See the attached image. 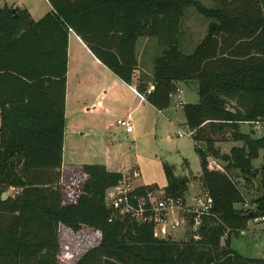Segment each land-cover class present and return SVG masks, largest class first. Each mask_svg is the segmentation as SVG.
I'll use <instances>...</instances> for the list:
<instances>
[{"label": "trees", "instance_id": "16d2710c", "mask_svg": "<svg viewBox=\"0 0 264 264\" xmlns=\"http://www.w3.org/2000/svg\"><path fill=\"white\" fill-rule=\"evenodd\" d=\"M52 11L35 21L27 10L0 8V264H60L59 228L100 232L97 247L73 264H264L231 248V235L247 230L264 212V137L240 126L264 122V0H215L206 8L192 0H48ZM194 7L210 21L208 34L192 54L181 50L182 22ZM73 31L91 53L132 86L136 44L156 39L162 53L154 63V88L140 80L139 94L159 111L171 106L177 84L196 82L198 104H184L186 125L194 132L202 185L213 199L200 239H161L154 225L115 214L107 193L122 174L104 165H83L84 183L76 201L64 203L61 187L69 35ZM231 129L240 143L228 154L209 133ZM225 164V172L210 166ZM165 191L185 197L188 179L164 165ZM234 172H237L235 175ZM246 189L261 194L244 212ZM10 189L14 197L3 199ZM152 188L144 186V193ZM224 241V244L222 242Z\"/></svg>", "mask_w": 264, "mask_h": 264}, {"label": "rangeland", "instance_id": "374dc122", "mask_svg": "<svg viewBox=\"0 0 264 264\" xmlns=\"http://www.w3.org/2000/svg\"><path fill=\"white\" fill-rule=\"evenodd\" d=\"M192 1L200 2L206 8L218 7L215 0ZM209 25L210 21L201 16L194 7L186 10L181 27V50L183 53L191 54L194 52L196 46L207 36ZM82 63L81 65H84L87 70L85 74L94 73L96 77L107 79L103 74L99 75L91 61L85 59ZM79 74L78 70L71 68L70 102L64 137L65 168L61 179L65 199L70 200L72 195L79 194L82 189L84 177L81 167L77 168L78 166L106 164L114 170L126 169L127 172H138L137 183L153 190H163L167 186L163 167L169 165L177 178L189 180L187 197L191 201L194 200V196L200 194L204 187L201 180L200 159L195 151L196 144L191 137H179L180 133L189 131L183 106L177 104L175 98H172L171 109L163 114H158L152 110L147 103L144 106L145 110H142L143 108H139L142 107L139 105V99L117 87L118 94L126 99L124 111L129 110L131 112L137 107L141 109L140 111L136 110L138 113H133L132 116L134 133L132 135L127 134L124 128L116 124L117 118L124 119L126 117L123 112L110 118L104 114L100 116L98 112L84 111V107L91 106L92 103L91 99H88V93H80L77 88ZM196 85V82H192L186 88L182 87L183 104L199 102ZM77 95L78 97H76ZM115 101L118 102V100ZM131 105L134 108H129ZM252 128L253 126L247 123L240 126V131L250 134ZM209 136L217 142L215 146L223 154H228L235 146H241L240 143L232 140L231 129L212 131ZM217 163L223 168L225 167L221 161L217 160ZM263 164V155L253 162L254 167H258V169ZM255 182V189L247 188L245 190L246 204L237 205V209L246 212L250 210V207H253V201L261 194L259 181L256 180ZM5 194H7V198L14 197L18 191L10 189L3 196ZM248 225L251 228L258 224L250 221ZM259 226L264 227V225ZM172 233L169 237L172 241L186 242L191 239L190 228L187 226ZM253 233V231H247L244 235L233 233L231 235V248L247 258L264 257V232H259L257 236ZM100 241L101 234L98 231L83 228L80 232L74 233L70 229L60 226L58 257L60 264L78 262L87 251L97 247Z\"/></svg>", "mask_w": 264, "mask_h": 264}, {"label": "crops", "instance_id": "0c3cea01", "mask_svg": "<svg viewBox=\"0 0 264 264\" xmlns=\"http://www.w3.org/2000/svg\"><path fill=\"white\" fill-rule=\"evenodd\" d=\"M9 7V8H20L22 10H27L29 14L31 15L32 19L35 21H38L42 19L44 16H46L48 13L52 11V7L48 0H0V8ZM162 53L161 48H159L157 41L150 38H140L137 41L136 44V58H137V69L134 73L133 77V84L132 86L127 85L125 82L120 80L117 76L113 74L112 71H110L107 67H105L89 50V48L85 45V43L81 40L79 36H77L73 31L70 32L69 35V47H68V74H67V97H66V120L68 116V105L70 102V72L71 68L78 70L80 72L79 79L77 80V88L80 90V93H88V99H91V106H85L84 111L85 112H93L97 113L101 116V114L108 115L110 118L115 117V115H118V113L123 112L126 117L124 119H131L133 113L137 114V111H140L141 109L135 108L132 109L131 112L129 110L124 111V104H126V99L118 94L117 87L124 89L125 92L131 94L133 97L139 99V105L143 108L142 110H145V104L147 103L152 110H155L158 114H163L166 111H169L171 107H169L166 110L159 111L156 108H154L152 105H150L147 100L140 97V94L136 90L137 84L140 82V80H145V82L148 84V90L154 88V63L155 59L159 57ZM193 53V52H192ZM191 53V54H192ZM189 55V54H188ZM88 60L93 63V67L98 71L99 75H102L104 77H107V79H102L99 77H96L93 74H85L87 70L85 69L82 61ZM73 60V61H72ZM153 63V64H152ZM111 81V83H110ZM192 82H181L177 84L178 87H184L186 88L188 84H191ZM197 84V83H196ZM197 86V85H196ZM197 93V92H196ZM78 97V95L76 96ZM114 99V101H113ZM113 101L112 103L110 101ZM115 100H118L116 102ZM199 103V102H198ZM196 103V104H198ZM186 104V103H185ZM129 108H134L132 105ZM137 110V111H136ZM122 118H117L118 120H121ZM116 121V124H117ZM67 122V121H66ZM134 133V131H133ZM132 133V134H133ZM131 134V135H132ZM63 167L61 170V173L63 174V169L65 168L64 165V156H65V141H64V153H63ZM261 155L264 157V153L261 152ZM260 155V157H261ZM106 166V168L109 171L117 172V173H126L128 170L126 169H119L114 170L112 167L106 165V164H100ZM83 165L78 166L82 167ZM258 168V167H256ZM62 184V181H61ZM189 185V184H188ZM204 190V189H203ZM202 190V191H203ZM188 191V190H187ZM80 194V193H79ZM77 195H72L70 200L65 199L64 197V203L70 204L76 201ZM187 197V192L185 193ZM198 195V194H196ZM195 195V196H196ZM194 196V197H195ZM187 200L190 204L194 202V200H189L187 197ZM247 231H253L255 236L259 234V232H264V227H260L259 225H254L253 227H247V230L235 233V234H241L244 235ZM236 251V250H235ZM237 252V251H236ZM239 253V252H238ZM240 254V253H239ZM242 255V254H240ZM243 256V255H242ZM245 257V256H243ZM247 258V257H245ZM264 258V257H262ZM248 259H261V258H248Z\"/></svg>", "mask_w": 264, "mask_h": 264}, {"label": "built area", "instance_id": "2783aa9c", "mask_svg": "<svg viewBox=\"0 0 264 264\" xmlns=\"http://www.w3.org/2000/svg\"><path fill=\"white\" fill-rule=\"evenodd\" d=\"M152 90L149 89L147 93L150 94ZM140 97L145 98L141 94ZM171 98H175L177 104L183 106V89L177 87ZM117 125L124 128L127 134H132L134 131L131 119L118 120ZM249 125L253 126L256 137H264V122H252ZM184 136L193 138L194 132L189 130L187 133L179 134V137ZM210 166L225 172L224 168L217 163V160H211ZM138 178V172L123 173L118 184L108 191L107 205L115 214L121 217L127 216L139 224L154 225V235L161 239L171 237L172 232L186 226L190 228L191 238L200 239V228L203 225V219L210 215L213 207V199L206 190L196 195L194 202L190 204L186 196L175 198L167 195L164 189H151L139 193L138 190L144 185L137 183ZM231 179L243 194L246 204L245 181L234 176H231ZM250 209L254 210L255 208L250 207ZM252 221L258 225H264V212Z\"/></svg>", "mask_w": 264, "mask_h": 264}, {"label": "water", "instance_id": "95a60500", "mask_svg": "<svg viewBox=\"0 0 264 264\" xmlns=\"http://www.w3.org/2000/svg\"><path fill=\"white\" fill-rule=\"evenodd\" d=\"M12 12H13V13H16V9H13ZM6 198H7V194H5V195L3 196V199H6Z\"/></svg>", "mask_w": 264, "mask_h": 264}]
</instances>
